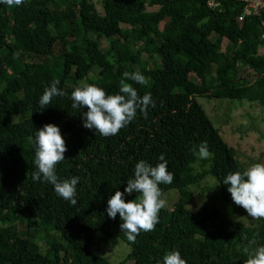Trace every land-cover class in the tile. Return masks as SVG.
Returning a JSON list of instances; mask_svg holds the SVG:
<instances>
[{"label":"trees","instance_id":"obj_1","mask_svg":"<svg viewBox=\"0 0 264 264\" xmlns=\"http://www.w3.org/2000/svg\"><path fill=\"white\" fill-rule=\"evenodd\" d=\"M99 1L101 11L95 0H24L19 15V6L0 3V264H112L91 249L99 233L128 244L132 251L126 261L133 264H163L172 250L187 264H244L245 248L251 252L264 245V218L248 227L207 206L194 213L187 205L193 188L212 175L222 200L248 215L223 183L229 172L245 167L199 99L245 101L264 109V13L239 24L243 6L236 1H224L220 10L211 9L208 0ZM64 22L76 23L79 32L63 30ZM224 40L231 45L225 51ZM57 45L62 54L54 53ZM184 57L215 68L210 94L190 95L192 70L180 66ZM95 68L99 73L92 77ZM136 71L148 84L128 82L141 97L150 93L155 101L147 117L138 110L131 123L109 137L83 127L87 109L72 108L74 88L85 82L116 94L123 73ZM54 79L67 95L54 97L42 110L39 100ZM50 123L60 127L67 146L57 175L79 177L74 206L52 184L32 178L35 134ZM202 141L212 154L208 159L193 152ZM161 154L174 180L160 187L164 195L177 191L179 200L160 211L153 231L129 241L119 214L108 216L107 202L117 190L124 192L136 163L155 166ZM200 160L209 170L195 171ZM137 195L125 193V202ZM22 216L26 219L18 223ZM46 232L58 235L46 239L43 252L32 239Z\"/></svg>","mask_w":264,"mask_h":264},{"label":"clouds","instance_id":"obj_2","mask_svg":"<svg viewBox=\"0 0 264 264\" xmlns=\"http://www.w3.org/2000/svg\"><path fill=\"white\" fill-rule=\"evenodd\" d=\"M8 7L21 6L24 0H0ZM133 81L147 85L148 79L139 71L124 72L119 82V91L108 94L102 87L95 84L77 86L71 93L72 108H86L83 112V127L94 129L104 137L115 136L119 131L131 123L138 110L147 117L149 106L155 107L151 94L142 97L133 86ZM60 80L54 79L45 87L39 100L41 109L47 108L54 97H63L67 93L59 88ZM35 159L37 171L33 173V180L50 183L56 194L71 205L77 204V185L79 177L61 179L56 173V165L65 159L67 152L66 141L59 126L45 124L37 130L34 138ZM194 154L201 159H208L212 154L207 141H202L198 148H193ZM159 163L155 166L145 160L135 164L133 177L127 180L124 192L117 190L107 202V214L115 219L119 214L123 223L121 231L129 241L135 242L141 231H153L159 223V213L167 207V199L161 189V184H171L174 174L168 169L165 156H159ZM229 185L228 192L237 206L243 207L248 216L253 219L264 218V162L252 163L243 171L229 172L223 180ZM125 193H137L134 200L125 202ZM248 258L244 264H264V245L254 251L245 248ZM158 264L160 262L158 261ZM163 264H187L178 250H172L163 256Z\"/></svg>","mask_w":264,"mask_h":264},{"label":"rangeland","instance_id":"obj_3","mask_svg":"<svg viewBox=\"0 0 264 264\" xmlns=\"http://www.w3.org/2000/svg\"><path fill=\"white\" fill-rule=\"evenodd\" d=\"M98 10H102L101 2L95 0ZM19 13L24 8V4L19 6ZM17 8V9H18ZM14 8L10 9L9 20L12 21L15 17L13 13ZM16 15V16H18ZM77 17V13H75ZM63 30H70L74 32H79L78 25L75 23L70 26L67 23H63ZM216 39V38H215ZM102 49L108 48L107 41L102 38L100 40ZM230 43L224 40L222 43V50H226L230 47ZM64 51L57 45L54 48L55 54H62ZM182 68L189 67L192 70L191 79L192 84L188 91L191 96H202L210 94V81L215 79V68L212 70H207L205 67H201L196 64H191L188 57H184L180 63ZM244 70V69H243ZM45 69L37 70V73H41ZM99 69L95 68L91 74L92 77H97ZM247 70H244L243 74H248ZM4 79L8 80L9 74L6 72L1 73ZM84 85L85 82H80ZM199 102L205 108L207 115L210 117L216 129H218L220 136L223 140L232 148H234L237 153V158L243 164V166L248 168L252 163L264 162V109H259L257 106L252 105L248 102L239 101H229V100H217V99H206L201 98ZM209 170L208 164H203L200 160L195 165V171L197 173H203ZM195 191V196L189 201L187 207L191 212H196L203 207L215 209L219 211L222 215L227 217L229 220L246 225L248 227H254L256 225V219L250 216H242L235 212L233 208L226 204L222 200L220 186L217 180L212 176L208 175L197 187L193 188ZM167 199L166 209L174 208V205L179 200V193L175 190L165 194ZM26 219L25 216L21 217L18 222H23ZM21 225V224H20ZM55 233V232H54ZM53 232H46L39 237L33 238L32 242L41 251L45 252L46 239H52L57 237ZM35 237V235H33ZM57 242H60V238H57ZM66 249L67 246H65ZM92 251L96 255L103 256L107 258L112 264H133V262L126 261L129 254L131 253V247L120 239L116 238H106L102 233L97 234L96 240L92 245ZM65 251L61 252L64 255Z\"/></svg>","mask_w":264,"mask_h":264},{"label":"built area","instance_id":"obj_4","mask_svg":"<svg viewBox=\"0 0 264 264\" xmlns=\"http://www.w3.org/2000/svg\"><path fill=\"white\" fill-rule=\"evenodd\" d=\"M224 1H236L243 6V11L237 18L239 24H243L246 17L264 13V0H208V6L213 10H220Z\"/></svg>","mask_w":264,"mask_h":264}]
</instances>
